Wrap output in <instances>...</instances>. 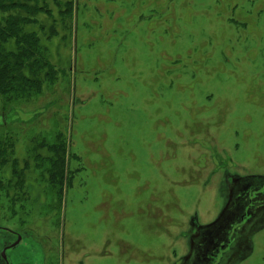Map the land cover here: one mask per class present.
I'll return each instance as SVG.
<instances>
[{"label":"rangeland","instance_id":"rangeland-1","mask_svg":"<svg viewBox=\"0 0 264 264\" xmlns=\"http://www.w3.org/2000/svg\"><path fill=\"white\" fill-rule=\"evenodd\" d=\"M29 2L51 10L26 31L59 75L30 99L0 97V223L33 232L48 264H174L188 249L179 225L221 203L192 177L208 155L188 132L201 122L240 174L264 167V0ZM252 248L237 264H264V227Z\"/></svg>","mask_w":264,"mask_h":264},{"label":"flooded vegetation","instance_id":"flooded-vegetation-1","mask_svg":"<svg viewBox=\"0 0 264 264\" xmlns=\"http://www.w3.org/2000/svg\"><path fill=\"white\" fill-rule=\"evenodd\" d=\"M257 103L264 105V103L261 104V97L258 98ZM4 108L7 111H3L2 122L11 124L15 111L11 112L7 106ZM225 108L227 109V107ZM215 110L218 113V122L213 125L216 131H220L222 124L226 121L223 117L225 111L218 106ZM227 111L230 114L228 109L226 114ZM19 113L18 116H20ZM193 113L196 117L197 112ZM250 114L248 112L246 115L248 124L251 123L250 120L253 116ZM233 118L235 119V117ZM235 123L237 124L235 120L231 123L234 125L235 134L244 137L253 136L250 127H248L249 129H240L239 121L237 125ZM188 133L192 138L185 145L190 144L191 147L197 148L200 155L206 153L208 155L205 159L206 164L202 165L199 161L197 162L199 165L192 169L194 172L192 177L202 175L203 179L207 180V184L214 183L218 188V200L220 198L221 203L217 208L216 216L211 221L201 224L197 215H194L185 228L181 224L179 225V228L182 229L181 237L185 240L188 249L187 252L179 256L178 260L174 261V264H221V259L237 240L235 238L237 231L246 226L253 228L254 225H257V230L264 227V167L259 170L248 165L243 167L245 171L240 174V170L237 171L240 164L225 149L224 155L219 152L218 141L214 137L206 138L210 136V132L203 128L201 122ZM179 134L183 133L179 132ZM71 149L73 150V145H71ZM75 156L77 157L76 152ZM23 170L25 172L27 168ZM14 173V180L23 188L25 185L23 176L21 175L20 179L16 170ZM253 236L254 233L248 237L247 241L245 240L247 243L251 242V249H253ZM237 242L245 243L242 236ZM42 244V241L37 239L30 230H18L0 223V264H48L46 251ZM195 249L200 250L199 254L193 256L191 260L189 259L191 262H186Z\"/></svg>","mask_w":264,"mask_h":264},{"label":"trees","instance_id":"trees-1","mask_svg":"<svg viewBox=\"0 0 264 264\" xmlns=\"http://www.w3.org/2000/svg\"><path fill=\"white\" fill-rule=\"evenodd\" d=\"M73 6V1L66 2L63 14L72 13ZM0 12L5 14L0 19V97L6 104L40 94L47 81L55 85L59 71L46 56L39 34L26 31L39 14L51 10L29 0H0ZM11 39L15 45L9 50L6 43Z\"/></svg>","mask_w":264,"mask_h":264},{"label":"water","instance_id":"water-1","mask_svg":"<svg viewBox=\"0 0 264 264\" xmlns=\"http://www.w3.org/2000/svg\"><path fill=\"white\" fill-rule=\"evenodd\" d=\"M259 225L261 226L260 222H259ZM257 227H258L257 225H254L253 228H249L246 226L245 228L236 232L235 238L237 240H239V238H241V236H242L245 243L237 242V240H236L234 245H232L230 247L227 254H225L224 258L221 259V261H222L221 264H237L239 260L243 259L246 255H248L252 251L251 242L247 243L246 241H247V239H249L248 237L250 235H252L257 230ZM260 228H262V227H260ZM199 251H200L199 249H195L192 256L190 255L189 256L190 258L188 257V260L186 259V262L190 261L193 256L198 255Z\"/></svg>","mask_w":264,"mask_h":264}]
</instances>
